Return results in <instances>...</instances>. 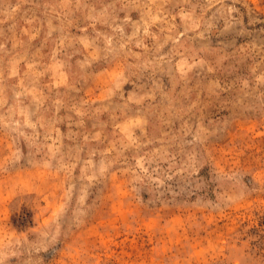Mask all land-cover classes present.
Listing matches in <instances>:
<instances>
[{"label":"rangeland","instance_id":"obj_1","mask_svg":"<svg viewBox=\"0 0 264 264\" xmlns=\"http://www.w3.org/2000/svg\"><path fill=\"white\" fill-rule=\"evenodd\" d=\"M0 264H264V0H0Z\"/></svg>","mask_w":264,"mask_h":264}]
</instances>
